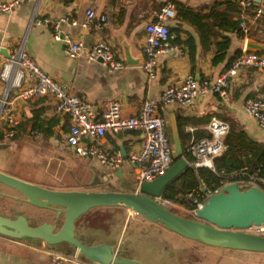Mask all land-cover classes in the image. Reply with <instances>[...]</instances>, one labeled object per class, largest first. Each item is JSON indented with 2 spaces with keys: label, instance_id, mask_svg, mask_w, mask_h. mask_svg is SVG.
<instances>
[{
  "label": "crops",
  "instance_id": "obj_1",
  "mask_svg": "<svg viewBox=\"0 0 264 264\" xmlns=\"http://www.w3.org/2000/svg\"><path fill=\"white\" fill-rule=\"evenodd\" d=\"M170 1L175 5L178 3L196 11L208 7L214 2H224L225 0ZM164 3L165 0H34L22 5L9 15L0 14V47L5 50L23 46L26 54L36 62L45 74L62 84L69 93L90 103L93 114L97 118L113 101L120 104L124 117L137 115L143 103L151 101L158 104L157 111L165 120L167 134L169 121L173 117L177 128L180 126L179 129L185 136H189L190 141L208 137L206 127L210 117L214 116L225 123L232 120L235 122L236 127L245 131L252 140L264 146V131L243 111V104L247 98L264 99V73L255 69H245L238 73L231 82L229 97L225 101L220 100L217 96L208 95L196 100L186 108L163 107L160 105L161 94L168 86L182 83L189 75H193L196 79H215L229 68V63L235 55L247 51L248 43L257 47L252 52H264V20L254 19L252 8L246 10L245 25L248 29L247 34L241 33L240 37L227 34L230 39L229 49L221 62L213 64L215 49L212 48L206 53L201 50L197 32L193 27L180 20L177 10L175 18L166 23L170 31L175 28L180 30L181 44L177 45L173 43V40L171 41L173 50L158 58L156 77L150 79L142 70L144 28L147 23L156 20ZM256 4L264 5V0H256ZM88 9L95 10L98 15H105L107 24L99 28L93 26L89 31L82 32L80 28L61 21L64 18L80 21L84 18L85 11ZM55 33H58V41L53 40ZM190 37L194 40L196 46L195 58L192 61L184 45V41ZM67 40L80 43L83 47V54L74 59L67 57L64 52L67 46L65 41ZM100 41L109 44L115 56L123 62L124 68L121 71L108 72L100 64L86 60L85 51ZM1 90L2 85H0V93ZM54 106L55 99L51 95L31 101L17 100L14 102L15 114L21 120L19 125L21 130L20 134L12 139L9 144L6 146L0 145V151L4 153V155L1 154L4 164L0 165V171L30 185L45 188L37 185L32 179L40 174L35 169V164L48 158L50 169L51 166H54V161H64L66 174L73 179L75 184L83 183L98 187L113 182L132 190L130 192H137V185L133 180V170L126 160L119 169L121 176L118 177L115 175L117 171L113 172L94 160L77 158L72 154L66 144V134L69 127L68 119L57 114ZM33 121H36L37 124H43L44 127L49 126L51 135L45 137L44 133L40 131H37V135H33V131H36L31 129ZM140 142L141 136L138 133L107 134L103 139V143L111 152L124 154L123 159H126V156L132 151H138ZM181 143L183 144L182 141ZM183 146L185 145L183 144ZM9 152H14V155H10ZM10 163L19 164L17 165L18 168H13L12 165L8 167ZM54 171L56 172V168L53 170V174ZM41 175L43 176V174ZM45 189L56 192L49 188ZM0 192L6 193L9 197L8 200L0 202V216L3 218L15 220L18 216L23 217L21 213L13 212L10 205L12 201L21 205L39 207L29 202L18 191L6 185L5 188L0 189ZM17 208L19 207L17 206ZM44 209H49L50 212L55 214L54 220L63 212L53 205ZM117 209L123 210L121 208ZM29 219V221L26 220L28 225L30 222V227L51 223L50 221L40 222V220L30 217ZM77 220L74 236L81 241L77 238ZM33 221L37 225H34ZM129 223L128 220L126 229ZM138 227L140 228V226ZM154 228L159 229L156 226ZM160 231L166 233L164 230L160 229ZM128 232L122 229L119 236L120 240L116 246L109 242H96L98 239L89 246L104 243L112 247V252L116 256L135 260L141 264H148L141 255L135 254L132 257L128 254H122L120 241H128L134 236L128 234ZM143 232L147 235L151 233L155 235L153 231L146 232L143 229ZM181 239L182 237L179 236H171L170 238L164 236L155 245L158 248L163 247L162 242L166 240L165 243L176 247L175 251L179 256L182 251L189 249L191 246V244H185ZM70 247L72 250H67ZM49 252L69 256L78 253L74 246L65 242L51 246L41 240L26 237L16 239L0 235V264H54ZM173 254L171 251H168L165 255L161 254L162 261L169 263L173 258ZM77 260L78 263L76 264H98L80 254H78Z\"/></svg>",
  "mask_w": 264,
  "mask_h": 264
},
{
  "label": "built area",
  "instance_id": "obj_2",
  "mask_svg": "<svg viewBox=\"0 0 264 264\" xmlns=\"http://www.w3.org/2000/svg\"><path fill=\"white\" fill-rule=\"evenodd\" d=\"M32 1L34 0H0V14L9 15ZM238 6L242 9L239 17L240 30L246 35L248 32L245 25L246 10L252 8L253 18L264 20V5H257L256 0H239ZM176 12V5L170 0H165L156 20L147 23L144 28L142 70L150 79L156 77L158 58L173 50L171 41L174 35L170 32L166 22L173 20ZM61 21L80 28L82 32H87L93 26L99 28L106 25L107 17L98 15L93 9H88L80 21L69 18ZM53 40H59L58 33L54 34ZM65 43L67 46L64 52L67 57L74 59L83 54V47L80 43L70 40ZM84 54L88 62L98 63L108 72H118L124 68L123 62L115 56L112 47L105 42H96ZM245 69H255L264 73V52L243 51L231 62L227 70L213 80H197L193 75L187 76L182 83L170 85L162 92L160 105L186 108L208 95L217 96L225 101L229 97L232 80L241 70ZM0 85H2L0 93V145L2 146L9 144L19 134L18 127L21 120L15 114L14 102L17 100L31 101L51 95L55 99V112L68 119L66 144L77 158L94 160L113 172L118 171L126 160L133 170V180L137 189L143 183L152 182L163 175L174 163L173 148L166 131V123L157 111L158 104L154 102L146 101L137 115L124 117L120 104L113 101L97 118L93 114L90 103L69 93L62 84L45 74L26 54L23 46L5 50L0 47ZM243 111L264 131V99L247 98L243 104ZM206 129L209 137L191 141L186 150L192 159L189 164L195 170L213 171V160L225 151L223 139L229 127L227 123L213 116ZM126 133H138L141 136V142L138 151H132L126 159H123L119 152H111L103 143V139L107 134ZM37 134V131H33V135ZM243 177L237 183L245 187L261 188L264 186V174L244 175ZM217 191L209 192L204 188L187 191L181 199L188 206L167 201L162 197L157 198L155 203L163 208L177 207L178 210L194 217L195 211L200 209L208 197ZM259 231L263 232L262 229ZM78 254L69 256L49 252L54 264H76Z\"/></svg>",
  "mask_w": 264,
  "mask_h": 264
},
{
  "label": "water",
  "instance_id": "obj_3",
  "mask_svg": "<svg viewBox=\"0 0 264 264\" xmlns=\"http://www.w3.org/2000/svg\"><path fill=\"white\" fill-rule=\"evenodd\" d=\"M256 48L248 43L246 50L252 52ZM168 136L177 161L163 175L152 182L143 183L135 193H57L0 173L1 184L18 191L33 205L42 208H49L50 205L65 207V219L57 232L50 224L30 227L24 217L18 216L15 220L0 217V235L41 240L51 246L62 242L69 243L81 256L98 264H141L114 255L112 247L106 244L86 247L74 236L76 220L90 210L101 207L121 208L131 210L159 228L203 245L264 253V236L243 232L251 227L261 228L264 232V190L257 186L245 187L237 182L226 184L208 197L202 207L195 211L194 219L191 220L172 214L152 200L161 198L166 186L184 170L194 169L185 159L186 147L180 141L173 117L169 121ZM115 175L120 177V170Z\"/></svg>",
  "mask_w": 264,
  "mask_h": 264
},
{
  "label": "rangeland",
  "instance_id": "obj_4",
  "mask_svg": "<svg viewBox=\"0 0 264 264\" xmlns=\"http://www.w3.org/2000/svg\"><path fill=\"white\" fill-rule=\"evenodd\" d=\"M1 154L4 155L3 152L0 151V165H3V158L1 159ZM10 155H14V152H9ZM48 158L44 159L42 162L35 164V169L39 171V175L36 178H33L37 185H40L45 188H49L51 190L56 191L57 193H70V192H84V193H101V192H115V193H134L130 192L132 190H128L124 188L122 185H117L116 183H109L105 186H89L87 184L78 183L75 184L71 177L67 176V171L64 169L65 164L64 161L59 160L54 161V166L48 165ZM50 163V161H49ZM8 165V164H7ZM13 168H18L19 164H12ZM56 166V167H55ZM34 167V166H33ZM56 168V172L53 170ZM4 169V166H3ZM57 173V174H56ZM43 174V176L41 175ZM56 174V175H55ZM55 175V176H54ZM43 188V189H45ZM47 190V189H46ZM50 191V190H48ZM153 201H156V198H152ZM11 208L13 212L21 213L23 217L30 220V218H34L40 220V222H51L44 223L50 224L55 227V232H57L65 219V212H61L59 217L57 216L54 220L55 214L49 211V209H44L40 207L28 206L24 204H19L17 202H13ZM17 206L19 208H17ZM177 206H179L177 204ZM61 211L65 210V207H58ZM166 208L170 211H174L178 215H182L184 217H188L190 219H194V217L190 214H186L181 210H178L177 207H169ZM175 208V209H174ZM20 214V215H21ZM53 220V221H52ZM130 221L127 229L126 225ZM132 220V221H131ZM144 219L140 216H136L132 211L127 210H118L117 208L108 209V208H95L91 210L84 216H81L76 223L77 227V238L81 239V243L84 246H89L94 244L93 242H109L113 246H116L120 240L119 236L124 229V231H129L131 235H134L128 241H120L122 254L135 256L141 255L145 262L148 264H264V254H255V253H247L242 251H236L237 253L229 249H221L216 248L214 246H207L196 243L195 241L188 240L182 238L181 240L185 244H191L189 249L180 251V255L176 254V247L170 246L165 243L164 240L162 243L163 247H157L155 245L156 242H160L161 238H170L171 236H178L166 229H162L156 226L155 229L152 223L149 221H143ZM27 221V220H26ZM34 222V221H33ZM35 223V222H34ZM33 223V224H34ZM29 225L30 222H29ZM34 225H37L36 223ZM140 226V228L138 227ZM144 226V227H143ZM146 226V227H145ZM38 227V226H37ZM142 227V228H141ZM36 228V227H33ZM143 229L146 232L153 231L155 235L151 233L147 235L143 232ZM161 230H164L163 233ZM261 228L251 227L250 229L243 231L245 233L253 234V235H261L264 236V232L259 231ZM146 237V238H145ZM180 237V236H179ZM181 238V237H180ZM104 244V243H101ZM90 247V246H89ZM67 250H72V248H68ZM168 251H171L172 259L169 263H164L162 261L161 254L165 255ZM173 251V252H172ZM229 251V252H228ZM138 256V257H139Z\"/></svg>",
  "mask_w": 264,
  "mask_h": 264
},
{
  "label": "trees",
  "instance_id": "obj_5",
  "mask_svg": "<svg viewBox=\"0 0 264 264\" xmlns=\"http://www.w3.org/2000/svg\"><path fill=\"white\" fill-rule=\"evenodd\" d=\"M238 1L239 0H225L224 2H214L210 6L196 11L186 8L181 4H176L180 20L193 27L197 32L201 50L206 53L212 48L215 49L213 64L221 62L225 57L226 51L229 49L230 39L227 34L241 36L242 32L239 28V17L242 9L238 6ZM222 7L224 8L221 10ZM170 32L174 34L173 43L180 45V30L175 28ZM184 45L192 61L196 53L194 40L190 37L184 41ZM239 55L240 54H237L233 58ZM226 123L228 124L229 130L223 139L225 151L213 160L214 170H193L187 168L166 186L162 194L163 199L188 206L187 203L181 199L187 191L204 188L206 191L214 192L221 189L227 183L237 182L243 179L244 175L264 174V146L252 140L245 131L236 127L235 122L232 120H228ZM31 129L32 131L36 130L43 132L45 137L51 135L49 126L44 127L43 124H37L36 121L32 122ZM18 130L20 132L21 127H19ZM179 136L186 149H188L191 142L189 136H185L180 129ZM184 156L188 162L192 161L187 150L184 152ZM176 161L177 159L173 156V162ZM261 188L264 190V186H261ZM170 212L182 218L190 219L178 215L172 210H170Z\"/></svg>",
  "mask_w": 264,
  "mask_h": 264
},
{
  "label": "flooded vegetation",
  "instance_id": "obj_6",
  "mask_svg": "<svg viewBox=\"0 0 264 264\" xmlns=\"http://www.w3.org/2000/svg\"><path fill=\"white\" fill-rule=\"evenodd\" d=\"M0 173H2V174H5L4 172H2V171H0ZM5 175H7V174H5ZM4 186V187H3ZM1 188H5V185H3V184H1L0 183V189ZM9 199V197L7 196V194L6 193H2V192H0V202L1 201H6V200H8ZM1 217V216H0ZM3 218V217H2ZM24 238V237H23ZM16 239H18V238H16ZM19 239H21V238H19Z\"/></svg>",
  "mask_w": 264,
  "mask_h": 264
},
{
  "label": "bare ground",
  "instance_id": "obj_7",
  "mask_svg": "<svg viewBox=\"0 0 264 264\" xmlns=\"http://www.w3.org/2000/svg\"><path fill=\"white\" fill-rule=\"evenodd\" d=\"M158 205V204H157Z\"/></svg>",
  "mask_w": 264,
  "mask_h": 264
}]
</instances>
